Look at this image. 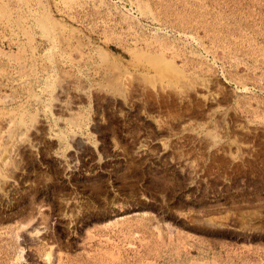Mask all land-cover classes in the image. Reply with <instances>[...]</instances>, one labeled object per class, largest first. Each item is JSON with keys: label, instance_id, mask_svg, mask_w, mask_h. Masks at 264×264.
Listing matches in <instances>:
<instances>
[{"label": "rangeland", "instance_id": "374dc122", "mask_svg": "<svg viewBox=\"0 0 264 264\" xmlns=\"http://www.w3.org/2000/svg\"><path fill=\"white\" fill-rule=\"evenodd\" d=\"M0 264H264V0H0Z\"/></svg>", "mask_w": 264, "mask_h": 264}, {"label": "bare ground", "instance_id": "6f19581e", "mask_svg": "<svg viewBox=\"0 0 264 264\" xmlns=\"http://www.w3.org/2000/svg\"><path fill=\"white\" fill-rule=\"evenodd\" d=\"M162 69H163V67H162ZM69 120H70V119H69ZM207 136H208V135H207ZM36 232H37V231H36ZM38 232H39V231H38ZM38 232H37V233H38ZM35 235H36V234H35Z\"/></svg>", "mask_w": 264, "mask_h": 264}]
</instances>
